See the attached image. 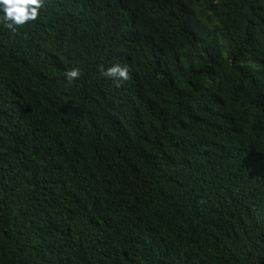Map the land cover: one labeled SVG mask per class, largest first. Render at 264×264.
<instances>
[{
	"label": "trees",
	"instance_id": "16d2710c",
	"mask_svg": "<svg viewBox=\"0 0 264 264\" xmlns=\"http://www.w3.org/2000/svg\"><path fill=\"white\" fill-rule=\"evenodd\" d=\"M0 264H264V0L0 19Z\"/></svg>",
	"mask_w": 264,
	"mask_h": 264
},
{
	"label": "clouds",
	"instance_id": "9594fccd",
	"mask_svg": "<svg viewBox=\"0 0 264 264\" xmlns=\"http://www.w3.org/2000/svg\"><path fill=\"white\" fill-rule=\"evenodd\" d=\"M41 8V0H0V19L5 22L6 27L14 30V26L23 25L37 18L38 10ZM103 75L116 82L127 79V68L117 64L106 68ZM80 72L72 68L65 72V79L72 82L78 79Z\"/></svg>",
	"mask_w": 264,
	"mask_h": 264
}]
</instances>
